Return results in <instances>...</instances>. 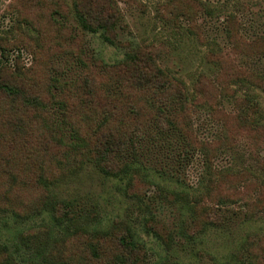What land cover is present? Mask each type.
<instances>
[{"label": "rangeland", "instance_id": "obj_1", "mask_svg": "<svg viewBox=\"0 0 264 264\" xmlns=\"http://www.w3.org/2000/svg\"><path fill=\"white\" fill-rule=\"evenodd\" d=\"M75 1L0 0V264H264V0Z\"/></svg>", "mask_w": 264, "mask_h": 264}, {"label": "trees", "instance_id": "obj_2", "mask_svg": "<svg viewBox=\"0 0 264 264\" xmlns=\"http://www.w3.org/2000/svg\"><path fill=\"white\" fill-rule=\"evenodd\" d=\"M180 1L181 0H170V3H173L172 6L173 9L180 8L179 5ZM107 3L108 0H104V1L76 0L75 1L77 18L79 19V21L81 22L84 28L90 29L93 26H99L110 29L108 27H113V25L118 19V13L115 10L111 11V8L110 10H108L109 6ZM172 12L176 13L175 10H172ZM179 12L181 13V11ZM188 12H185L186 16ZM261 43L264 44V38H261ZM128 66H129V71H131L133 75L136 76V78L145 81L150 80L155 87H157V84H161L165 82L167 92H165L164 95L166 97L171 98L176 96L175 90L172 89V79L168 75L145 71L140 64H136V66L132 69H131V65ZM241 80L246 82L245 78H241ZM8 89H11V86H6V90ZM126 143H127L126 137L121 135L117 137V141H115L114 138L113 140L109 138L108 141L104 142V144H106V146L109 148L107 150L114 153L122 151Z\"/></svg>", "mask_w": 264, "mask_h": 264}]
</instances>
